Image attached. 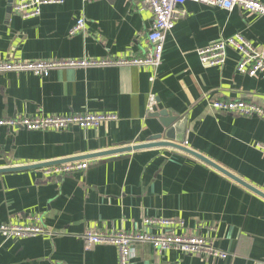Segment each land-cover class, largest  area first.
I'll return each instance as SVG.
<instances>
[{"label": "crops", "instance_id": "obj_1", "mask_svg": "<svg viewBox=\"0 0 264 264\" xmlns=\"http://www.w3.org/2000/svg\"><path fill=\"white\" fill-rule=\"evenodd\" d=\"M17 1L0 0V62L132 58L149 48L154 19L142 0H64L31 19L15 14ZM181 9L185 14L167 36L158 69H60L46 78L0 73V120L87 112L118 116L99 128L0 127V227L34 216L50 231L23 239L0 233V264H119L116 247L86 250L83 234L91 228L140 231L145 218L174 220L175 235L203 237L229 255L160 254L140 243L132 248V264H264V196L248 188L264 195V151L258 148L264 145V120L212 107L215 101L245 100L264 108V74L238 73L234 50L222 66L204 67L198 56V50L236 34L264 56V16L193 2ZM79 19L85 27L71 36ZM151 94L157 96L154 112L185 120V151H122L168 142L161 118L148 112ZM158 135L163 139L151 141ZM66 160L88 168L44 174ZM33 166L41 167L21 169Z\"/></svg>", "mask_w": 264, "mask_h": 264}, {"label": "built area", "instance_id": "obj_2", "mask_svg": "<svg viewBox=\"0 0 264 264\" xmlns=\"http://www.w3.org/2000/svg\"><path fill=\"white\" fill-rule=\"evenodd\" d=\"M97 1V0H86ZM64 0H18L14 5V12L22 19H31L41 14V9L48 5L63 4ZM187 2L216 7L227 12L239 8L244 11L264 16V0H142L143 6L153 15V25L148 33L149 48L142 57L117 58L106 60H42L24 62H0V73H31L37 77L46 78L54 70L76 69L100 66H147L158 69L162 65L165 42L168 34L175 28L176 21L185 14L181 6ZM85 20L79 19L71 28L70 35L83 31ZM234 50L239 55L237 72L249 77L264 74V56L258 49L241 34L229 38H222L213 44L198 50V56L204 67L222 66L228 59V52ZM153 81V78H151ZM158 105L157 96H149L147 109L154 112ZM212 107L216 110L228 112L240 117L257 116L264 120V108L245 100L215 101ZM114 113L70 114L68 116H50L43 118H15L1 119L0 127H22L29 131H63L72 126L80 129L99 128L106 122L117 120ZM183 146H188L185 142ZM264 151V145L258 144ZM87 163H68L55 168L44 170L46 176H57L74 171L85 170ZM174 220L145 218L143 230L133 232H109L96 228L88 229L82 236L86 250L98 245L114 246L119 252V264H132V248L136 244H150L160 254L167 251H177L190 256H212L222 259L228 258L227 253L216 249L211 241L198 236H177L171 228L176 226ZM160 228L162 232L155 234L148 229ZM0 233L5 238L23 239L50 234L39 219L34 216L27 218L25 224H6L0 227Z\"/></svg>", "mask_w": 264, "mask_h": 264}, {"label": "water", "instance_id": "obj_3", "mask_svg": "<svg viewBox=\"0 0 264 264\" xmlns=\"http://www.w3.org/2000/svg\"><path fill=\"white\" fill-rule=\"evenodd\" d=\"M152 115L154 117H159L161 118V121L163 122V126L165 128H167L168 130H166L165 132V139L168 142H163V143H156V144H147V145H139V146H134L132 148H128L126 150H122V151H131V150H139V149H145L148 147H160V146H171L174 148H178V149H182L185 151L184 148H182L181 144L184 141V137L186 134V122L184 121H179L177 117H168L167 112H152ZM172 125H175L176 128H171ZM163 139V135H158L155 136L151 141H157V140H162ZM188 152H190V150H186ZM191 154L195 155L196 157L206 161L208 164H210L211 166L215 167L216 169L220 170L221 172H223V170L221 168H219L218 166H216L215 164H213L212 162H210L209 160L203 158L202 156H199L193 152H190ZM70 160H66V161H59L56 162V164H65V163H70ZM55 163H51V164H44L46 166L49 165H54ZM41 166H33V167H26V168H21V169H28V168H39ZM224 173V172H223ZM229 175V174H228ZM240 183L243 184V182H241L239 180ZM248 188H250L251 190H253L254 192L260 194L261 196H264L261 192L257 191L256 189L248 186Z\"/></svg>", "mask_w": 264, "mask_h": 264}]
</instances>
